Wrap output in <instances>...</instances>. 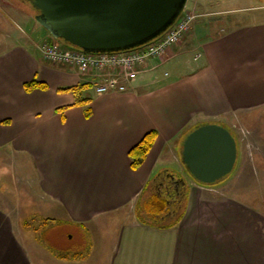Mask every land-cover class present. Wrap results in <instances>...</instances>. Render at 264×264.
Masks as SVG:
<instances>
[{
  "label": "crops",
  "instance_id": "crops-1",
  "mask_svg": "<svg viewBox=\"0 0 264 264\" xmlns=\"http://www.w3.org/2000/svg\"><path fill=\"white\" fill-rule=\"evenodd\" d=\"M197 2L214 13L201 12L166 56L140 65L124 93H98L95 73L47 59L42 45L50 35L39 41L25 33L7 43L5 23L12 24L1 14L0 32L8 36L0 38V264H79L98 252L105 264H264V204L249 203L248 170L214 186L186 177L187 207L175 226L136 216L149 181L172 168L187 174L182 145L192 129L209 122L228 127L238 140L239 165L237 122L264 117V20L223 17L229 10L215 0ZM34 21L33 31L41 32ZM34 78L48 89L26 91ZM83 83L93 85L82 93L92 99L90 117L75 93L60 90ZM153 130L156 141L135 170L130 151ZM39 212L54 219L65 213L91 235V246V231L101 235L97 250L84 260L45 255L22 226L27 213Z\"/></svg>",
  "mask_w": 264,
  "mask_h": 264
},
{
  "label": "water",
  "instance_id": "water-1",
  "mask_svg": "<svg viewBox=\"0 0 264 264\" xmlns=\"http://www.w3.org/2000/svg\"><path fill=\"white\" fill-rule=\"evenodd\" d=\"M37 22L54 38L87 52L129 50L163 35L189 0H29ZM239 145L223 124L192 129L182 145V161L192 178L214 185L236 168Z\"/></svg>",
  "mask_w": 264,
  "mask_h": 264
},
{
  "label": "rangeland",
  "instance_id": "rangeland-1",
  "mask_svg": "<svg viewBox=\"0 0 264 264\" xmlns=\"http://www.w3.org/2000/svg\"><path fill=\"white\" fill-rule=\"evenodd\" d=\"M215 2L219 6L217 8L222 9L223 11L229 10L227 13H222L223 15L221 16L223 17H227V15H230L234 18L244 19L251 22L264 20V0H215ZM188 5H199L197 8L200 13L204 10L206 11V5L200 4L199 2H197V0L190 1ZM0 11V16L2 14L12 24L10 26L9 22L5 23L7 24V26H9L7 30L12 35V39L7 37V43H11V41L15 43L16 41H18V39L23 37L25 33L33 35L36 38L38 37L37 39L39 41L41 38H44V34L50 35V33L42 25H39L38 22L37 23L39 26L37 27V29H42L41 32L33 31V28L30 25L35 22V16L38 11L33 7L29 0H0ZM206 13H214V11L208 10L206 11ZM211 17L217 18L219 16L214 14ZM7 30L6 33L0 32V38L8 36ZM59 40L64 48H72V45L64 42L62 39ZM247 120L248 121H242L240 123L237 122L240 131L239 135L242 137V157L240 158L239 165L237 164L238 167L236 166L237 170L235 168L234 172L229 175V178L227 180L214 185H222L223 183H226V181H228L232 177L235 171L240 172L244 171V169L248 170V188L250 190L252 189L251 193L254 194L248 197L249 203L252 201L255 204H257L258 202L264 204V117H248ZM255 124L261 126L257 128V131L249 132V130L256 128L254 127ZM0 156L1 170L5 166V159L3 158L5 157V155L0 152ZM169 166L174 167L175 165L170 164ZM172 170H174L176 179L179 181H182V178L186 179V177H189L188 179L192 178V176H190L188 172L187 174H180L176 169L172 168ZM250 173L254 174V178L249 179ZM237 174L235 173L233 176L238 177ZM4 182V180L0 181L1 187L4 186ZM169 182L170 181L168 180L165 182L166 186L170 185ZM164 186L162 187L163 189L159 190L162 194L164 193L166 195ZM27 214L28 215L24 217L23 220L29 218L32 215H35L37 217L35 227L37 228L36 233L38 236V241L44 248V251L46 253L45 255H49V257L55 255L60 258V255L69 252L73 255L75 254L78 259L84 260L95 250H97L96 244L100 243L101 241V235L94 236L93 232L91 231L94 242L91 246V235L86 230H84L80 224L72 221H67L65 213L60 212L56 214L55 216L58 215L56 217L57 221L49 222L48 224H45L43 220L47 216L41 212ZM52 214L53 213L50 214V218L54 217ZM153 214L155 215L156 212H154ZM153 214H150L149 219L152 221L158 220V217L153 218ZM27 236L30 239H33V232H29ZM37 247L38 246L36 245L35 252L30 253V258L34 263L37 262ZM100 257L101 253L98 252L93 259L87 260L86 262H80L79 264H105L103 259ZM46 260L49 261L50 258ZM50 263L53 264L54 260H51Z\"/></svg>",
  "mask_w": 264,
  "mask_h": 264
},
{
  "label": "built area",
  "instance_id": "built-area-1",
  "mask_svg": "<svg viewBox=\"0 0 264 264\" xmlns=\"http://www.w3.org/2000/svg\"><path fill=\"white\" fill-rule=\"evenodd\" d=\"M195 6H187L167 33L154 42L119 52L93 53L78 48L66 49L54 39L42 45L44 55L54 63L77 68L82 75L98 76V93H124L139 74V66L149 59L166 56L183 41L201 16Z\"/></svg>",
  "mask_w": 264,
  "mask_h": 264
},
{
  "label": "trees",
  "instance_id": "trees-1",
  "mask_svg": "<svg viewBox=\"0 0 264 264\" xmlns=\"http://www.w3.org/2000/svg\"><path fill=\"white\" fill-rule=\"evenodd\" d=\"M164 35V34H163ZM162 35V36H163ZM160 36V37H162ZM26 91L31 92L35 89H48L49 85L46 82L40 81L38 78H34L31 81H28L24 84ZM91 83H83L77 84L75 86L60 88L61 91L73 92L75 93L76 105H88L86 108V116L90 117L92 115V109L90 107V103L92 102L91 97H83L82 93L87 89L92 88ZM66 107L62 108L64 110ZM158 136V132L153 130L145 135L142 141L136 145L130 151V157L132 159V167L137 170L139 169L145 162L149 152L151 151L156 138ZM180 177V176H179ZM182 177V176H181ZM229 178L226 177L223 182ZM176 179V175L174 172L164 171L157 175L156 178L152 179L146 185L144 191L138 198L136 203V216L142 221H148L150 224H153L158 227H170L175 226L179 223V221L183 218L186 207H187V197L189 192V184L188 182L182 178V183H180L179 189L173 187L171 182L170 185L166 186V181H172ZM218 182V183H220ZM216 183V184H218ZM165 185V186H164ZM165 187L166 195L161 193L159 189H163ZM169 189L171 191H169ZM160 191V192H159ZM163 191V190H162ZM156 212L154 215L153 213ZM153 214V218H157L158 220L152 221L149 219L150 214ZM36 216L32 215L29 218H26L22 221V226L35 234L37 236V228L35 227ZM45 224L49 222L57 221L54 218H44ZM60 258L63 259H76V255L71 253H65L60 255Z\"/></svg>",
  "mask_w": 264,
  "mask_h": 264
},
{
  "label": "flooded vegetation",
  "instance_id": "flooded-vegetation-1",
  "mask_svg": "<svg viewBox=\"0 0 264 264\" xmlns=\"http://www.w3.org/2000/svg\"><path fill=\"white\" fill-rule=\"evenodd\" d=\"M170 182H171V184L173 185V187L176 188V190L179 189L180 183H182L181 180L179 181V180H177V179H176V180H172V181L170 180ZM169 191H171V190L169 189Z\"/></svg>",
  "mask_w": 264,
  "mask_h": 264
}]
</instances>
